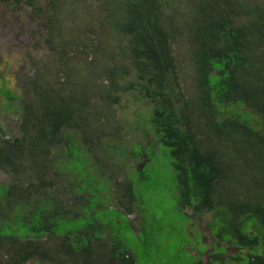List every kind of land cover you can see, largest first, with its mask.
<instances>
[{
	"label": "trees",
	"instance_id": "16d2710c",
	"mask_svg": "<svg viewBox=\"0 0 264 264\" xmlns=\"http://www.w3.org/2000/svg\"><path fill=\"white\" fill-rule=\"evenodd\" d=\"M68 1L0 0L27 8L51 51L0 88V170L12 177L0 184V264H138L124 223L157 155L189 264H264V0H70L90 12L82 29L63 26ZM61 234L57 255L48 243Z\"/></svg>",
	"mask_w": 264,
	"mask_h": 264
},
{
	"label": "rangeland",
	"instance_id": "374dc122",
	"mask_svg": "<svg viewBox=\"0 0 264 264\" xmlns=\"http://www.w3.org/2000/svg\"><path fill=\"white\" fill-rule=\"evenodd\" d=\"M174 1L176 0H171L172 3ZM248 1L249 0H247V2ZM67 5L64 12L66 14L74 12L75 14L73 21L71 19L65 20L63 26L74 24L79 29L89 26V11H87V14L84 13V11L80 9L82 8L81 6H76L77 9L74 10L75 7L70 4V0ZM42 32L37 18L35 16L30 17L27 8H10L0 3V52H2L3 56L5 74V79L3 80L5 83L0 80V88L5 86V84L14 89L18 88L17 86H21L23 77L27 74L29 67L28 61L30 58L34 57L38 60L48 59V56L51 55V51L44 43V39L40 36ZM68 34L69 30H66L64 33L65 37L68 36ZM111 42L112 36L106 33V36L103 38V43L105 44L104 50H107L106 45H112ZM110 50H113L112 47ZM125 101L126 97L118 107H116V117L122 122L121 124L123 126L126 121L130 122L134 118L132 115V110H134V107L131 105L132 101L128 102L126 106ZM7 126L8 125H4L3 127L5 131L4 137L12 136V133L8 130L9 126ZM3 128L2 133H4ZM54 158H57V153ZM163 158L164 157L159 155L154 156L148 164L147 172L151 174V181L154 182L151 188L149 185L142 188L140 187L141 192L144 193V203L141 202L139 207L132 204L134 215L140 218L139 214L141 213L140 216H142L140 219H136V217L133 218L132 215L130 217L134 219L133 222L127 220L128 222L124 223L125 226L130 229L129 232H127L129 233V237L126 239V242H128V246L135 253L140 255L138 264H189V254H191L192 250H184L183 248L187 242L185 235L187 226L185 227V233L183 231L186 221L175 211V204L171 195L172 184L169 179L171 169L168 161ZM87 177L85 181L88 180ZM11 180L12 177L8 172L0 170V184ZM92 182L93 181L87 182V187L85 183H82L84 185L82 186L83 192L88 193L89 198H91V196H96V191L98 190V188H95L94 191H90ZM56 184L65 183L56 181ZM58 196L61 197V195ZM108 201L112 210L116 211V199L110 195ZM93 206H95L94 203ZM145 209H148L151 214L146 215L144 213ZM88 210L90 212V209ZM71 216L72 215H70V217ZM103 216L108 215L103 214L100 210L96 211L94 221L97 220L100 222ZM191 220L194 222V225L190 226V231L194 233L196 228L199 229L202 232V236L208 237L206 238V242H209L211 240L209 238V231L203 223L206 219L199 221L192 218ZM76 225L78 224L74 222L63 224L61 221L56 227V230L58 229L61 232L73 231ZM134 234L136 236L141 235L142 240L137 241ZM192 234L190 233L191 236ZM62 239V235L53 237L52 242H49V244L57 246V244H62ZM48 249L53 251L51 247H48Z\"/></svg>",
	"mask_w": 264,
	"mask_h": 264
},
{
	"label": "clouds",
	"instance_id": "9594fccd",
	"mask_svg": "<svg viewBox=\"0 0 264 264\" xmlns=\"http://www.w3.org/2000/svg\"><path fill=\"white\" fill-rule=\"evenodd\" d=\"M62 236H63V234H61ZM48 245L55 251V253L58 255V252H57V250H56V248L58 247V246H55V245H52V244H49L48 243Z\"/></svg>",
	"mask_w": 264,
	"mask_h": 264
},
{
	"label": "bare ground",
	"instance_id": "6f19581e",
	"mask_svg": "<svg viewBox=\"0 0 264 264\" xmlns=\"http://www.w3.org/2000/svg\"><path fill=\"white\" fill-rule=\"evenodd\" d=\"M234 238V237H233ZM235 239V238H234ZM240 242V241H239ZM54 255H55V253H54ZM232 261V260H231ZM64 262V261H63ZM220 262V261H219ZM223 264V263H222Z\"/></svg>",
	"mask_w": 264,
	"mask_h": 264
},
{
	"label": "crops",
	"instance_id": "0c3cea01",
	"mask_svg": "<svg viewBox=\"0 0 264 264\" xmlns=\"http://www.w3.org/2000/svg\"><path fill=\"white\" fill-rule=\"evenodd\" d=\"M52 252V251H51Z\"/></svg>",
	"mask_w": 264,
	"mask_h": 264
}]
</instances>
